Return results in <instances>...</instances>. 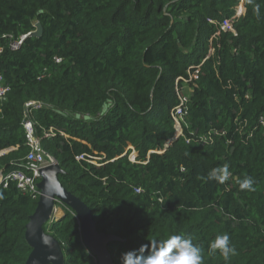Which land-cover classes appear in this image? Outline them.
Segmentation results:
<instances>
[{
    "label": "trees",
    "instance_id": "trees-1",
    "mask_svg": "<svg viewBox=\"0 0 264 264\" xmlns=\"http://www.w3.org/2000/svg\"><path fill=\"white\" fill-rule=\"evenodd\" d=\"M239 2L0 0V69L9 86L0 99V175L24 163L25 103L40 102L28 111L39 144L96 230L119 238L107 243L114 264L171 235L190 238L202 264H264V0H243L235 33L220 31ZM35 22L41 35L11 50L2 35L16 39ZM199 63L183 136L158 152L174 134L176 79ZM210 129L212 142L186 143ZM129 145L139 162L123 155ZM100 153V165L89 162ZM225 166L226 180L208 178ZM247 177L254 191L240 189ZM37 199L14 181L0 184V264H24L31 251L25 225ZM56 203L63 215L43 230L59 243L61 264H97L75 212ZM225 234L235 250L227 260L210 250Z\"/></svg>",
    "mask_w": 264,
    "mask_h": 264
},
{
    "label": "built area",
    "instance_id": "built-area-1",
    "mask_svg": "<svg viewBox=\"0 0 264 264\" xmlns=\"http://www.w3.org/2000/svg\"><path fill=\"white\" fill-rule=\"evenodd\" d=\"M245 12V7L243 0H240L239 4L235 7L234 14L230 18H225L221 22H218V28L221 31H231L235 33L233 29V21L242 16ZM208 22L216 23L217 21L211 18L207 19ZM33 31V30H32ZM32 31H29L25 34L20 35L18 38H14L10 33H6L2 35L3 37L8 39V46L11 50H17L20 45L22 44L23 39L28 36ZM217 34V33H216ZM2 50V47L0 46V52ZM213 52V48L211 47L209 50V54ZM61 58L58 56H54L55 62H60ZM202 63V62H201ZM201 63L194 65L190 67V70H188V76L186 78L178 77L176 79V86H175V92L177 94L178 102L177 104L172 107L170 110V116L173 121V127H174V134L173 137H171L169 140H167L164 143V147L161 150H158V152H162L165 149H167L173 141H175L178 137L183 136V126L185 125L186 116L188 114V101H189V93L194 89V87L190 86V83L193 85L194 80L198 78L199 69ZM181 79L184 82L183 87L177 86L178 80ZM9 90L8 84L4 82L3 79V73L0 69V99H2L6 92ZM41 106L40 102L29 100L25 103V112L22 120V128L24 130V136H25V145L28 147V150L24 156V163L20 165L19 168L13 169L9 171L5 175H0V184L2 183L4 186H6L7 182L9 180L14 181L16 184V187L25 194H29L31 197L36 198L39 196L40 191L38 189V182L41 180V172L43 168L52 165L56 163L55 159L45 152L40 144H39V138L35 134L34 125L32 120L28 117V111L31 108H38ZM259 120L262 122V117H259ZM235 121H237V118H235ZM264 126V122L262 123ZM243 125L239 128L241 131ZM217 134L214 129H210L207 134H204L202 136H197L193 138H185L186 143L190 142H196V143H202L207 144L209 142H212L213 137L212 134ZM221 134H225V130L220 131ZM264 134V130H263ZM252 133L248 134V137H250ZM155 150H151L150 152H154ZM129 154H132L133 157L130 158L128 156ZM123 155H127L129 161L131 162H139L137 160V151L135 148L131 145H129L126 149ZM77 160L84 159L83 155H77L75 157ZM104 158V155L100 153L97 157H91V160L89 162L100 165V160ZM136 192H140L141 189L139 187L134 189ZM56 202H59L57 199L54 201L51 215L56 214ZM57 218H49V222L52 220H56Z\"/></svg>",
    "mask_w": 264,
    "mask_h": 264
},
{
    "label": "water",
    "instance_id": "water-1",
    "mask_svg": "<svg viewBox=\"0 0 264 264\" xmlns=\"http://www.w3.org/2000/svg\"><path fill=\"white\" fill-rule=\"evenodd\" d=\"M34 27L35 29L28 36L41 35V24L35 22ZM47 167L41 172V180L38 182L40 194L35 209L25 225L24 236L26 242L31 247V251L24 264L62 263L63 255L59 243L53 236L43 230V225L49 221L56 199L69 206L75 212L79 219V230L82 241L90 252L95 255L97 264H114L107 249V243L119 238L112 234L99 233L96 230L88 206L77 196L67 191L59 182L58 173L61 170L57 162L52 164V168H48L50 171L47 170ZM47 171H49L50 175L46 177L45 172ZM51 187L57 188L61 194L54 192V189ZM44 239H47V244L44 243Z\"/></svg>",
    "mask_w": 264,
    "mask_h": 264
},
{
    "label": "clouds",
    "instance_id": "clouds-1",
    "mask_svg": "<svg viewBox=\"0 0 264 264\" xmlns=\"http://www.w3.org/2000/svg\"><path fill=\"white\" fill-rule=\"evenodd\" d=\"M228 168L214 169L209 173V179L223 182L229 177ZM255 181L247 177L239 182L241 190L254 191ZM44 243H48L44 239ZM210 250L219 251L225 260L235 254L230 246L228 235H218L210 244ZM121 264H202L201 249L193 244L190 238L182 235H171L167 239L149 240L138 249L130 250L121 254Z\"/></svg>",
    "mask_w": 264,
    "mask_h": 264
},
{
    "label": "rangeland",
    "instance_id": "rangeland-1",
    "mask_svg": "<svg viewBox=\"0 0 264 264\" xmlns=\"http://www.w3.org/2000/svg\"><path fill=\"white\" fill-rule=\"evenodd\" d=\"M193 142V141H192ZM128 156H130V158L131 157H133V155L132 154H129ZM60 202V201H59ZM62 203V202H61ZM55 207H56V209H57V211H56V214H54V215H52L51 217H50V219L52 218H59L60 216V214L62 215V213H63V209H62V207H61V205L59 204V203H57V204H55Z\"/></svg>",
    "mask_w": 264,
    "mask_h": 264
},
{
    "label": "bare ground",
    "instance_id": "bare-ground-1",
    "mask_svg": "<svg viewBox=\"0 0 264 264\" xmlns=\"http://www.w3.org/2000/svg\"><path fill=\"white\" fill-rule=\"evenodd\" d=\"M53 164V163H52ZM48 168H52V165H49L48 167H47V170H49ZM44 169V168H43ZM50 171V170H49ZM49 171H47V172H45V176L47 177L48 175H50L49 174ZM51 171H52V169H51ZM52 189H54V192H56V193H58V194H61V192L57 189V188H55V187H51Z\"/></svg>",
    "mask_w": 264,
    "mask_h": 264
},
{
    "label": "crops",
    "instance_id": "crops-1",
    "mask_svg": "<svg viewBox=\"0 0 264 264\" xmlns=\"http://www.w3.org/2000/svg\"><path fill=\"white\" fill-rule=\"evenodd\" d=\"M62 214H63V213H62ZM59 216H61V214H60Z\"/></svg>",
    "mask_w": 264,
    "mask_h": 264
}]
</instances>
